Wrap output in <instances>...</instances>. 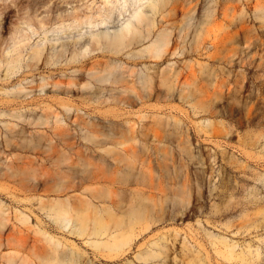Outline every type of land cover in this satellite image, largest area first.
Instances as JSON below:
<instances>
[{"label":"rangeland","instance_id":"1","mask_svg":"<svg viewBox=\"0 0 264 264\" xmlns=\"http://www.w3.org/2000/svg\"><path fill=\"white\" fill-rule=\"evenodd\" d=\"M92 1L0 0V264H264V0H176L159 58L72 30L28 58Z\"/></svg>","mask_w":264,"mask_h":264},{"label":"bare ground","instance_id":"2","mask_svg":"<svg viewBox=\"0 0 264 264\" xmlns=\"http://www.w3.org/2000/svg\"><path fill=\"white\" fill-rule=\"evenodd\" d=\"M97 2L98 8L95 10L87 12L75 9L72 14L60 17L58 21H54L56 26L50 32L55 35L53 36L54 38H50L48 31L43 30V36L39 39L40 42H36L29 48L28 58L40 56L44 51L43 44L52 39L57 42L71 30L72 32H78L76 39L85 38V40L82 43L79 41L75 42L69 48L64 44H62V47H65V51L77 56L83 55V52L90 53L96 50L101 52H124L132 45L144 42L148 38H153V40L136 52H145L151 58H159L163 52H170L172 44L170 45L167 27L164 26L157 33L153 32V28L157 16H160V21L175 17L181 6L176 0H97ZM145 8H148V11H145ZM38 22L43 27V20L40 19ZM20 48L21 46H13L6 52V55L12 52H20ZM20 60L21 53L15 57L11 56L6 60L7 67L9 68L15 63H19ZM133 63L137 64V62ZM76 77L81 78L82 75L78 74ZM77 85V82L73 79L53 83V86L61 87L62 92L66 95L71 92L70 86ZM70 98L67 95L61 100V103ZM65 112L69 117L72 112L71 107L65 108ZM50 114L54 115L55 112L51 111ZM93 221H101L93 223L94 229L92 228L91 234L95 237L106 234L105 240L101 239L98 242H94L103 246L116 239L117 235L113 234L112 229H118V226L123 224V221L117 218L112 211L109 212L108 220H106L102 214V209L96 212ZM110 221L113 225H110ZM101 229L106 231L100 232L99 230ZM63 258H65L64 255L61 256V260ZM84 259V255L79 253V256H75L74 260L66 257L64 264H89L84 262ZM23 264L32 263L26 258Z\"/></svg>","mask_w":264,"mask_h":264}]
</instances>
